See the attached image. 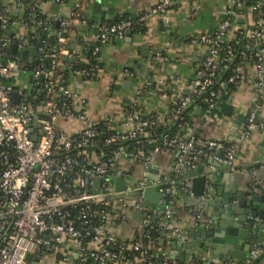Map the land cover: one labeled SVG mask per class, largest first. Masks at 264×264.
<instances>
[{"label": "built area", "instance_id": "1", "mask_svg": "<svg viewBox=\"0 0 264 264\" xmlns=\"http://www.w3.org/2000/svg\"><path fill=\"white\" fill-rule=\"evenodd\" d=\"M173 1L159 0L149 13L164 15ZM0 2L23 6L20 0ZM72 2L75 13L70 22L93 31L94 54L98 45L111 37L122 39L143 19L120 20L114 24L96 21L87 25L84 19L77 17L85 9L86 1ZM40 3L41 0H33L35 7ZM247 16L248 26L230 30L233 17L244 20ZM34 25L40 27L41 24ZM7 29L12 32L7 39L0 35V58L5 49L15 45L16 51L12 54H16L15 59L20 64L0 60V264H26L29 255L53 256L67 243L77 252V264H152V255L146 247L139 242L118 240L107 231L108 226L123 224L125 211L152 214L140 206L139 199L146 187L153 186L158 187L160 202L167 199L168 207L160 214L165 220L161 231L167 238H182L169 220L170 206L176 195L189 192L191 177L186 172L200 162L220 166L230 173L234 171L239 145L253 129L262 127L255 121L254 110L246 114L241 132L230 142L205 140L187 133L185 115L190 109H201L207 115L228 98L232 90L247 83L255 97L253 107H258L264 88V0H227L223 18L214 31L191 39L192 44L205 47V54L185 92L171 104L165 117L160 120L142 117L138 112L139 97L134 96L127 104L118 131L109 130V120L86 121L82 113L69 106V102L77 99V91L63 84L56 73L73 56V51L65 48L70 39L63 36V30L55 32V47L47 49L48 44L42 38L36 48L25 36V24L12 20L6 6L0 12V33ZM42 30L45 32L46 28ZM30 47L35 49V58L23 60L19 52ZM164 61L159 53L149 59L153 67ZM34 62L36 65L30 69L29 77L36 85L35 93L43 99L33 107L28 99V88L17 92L14 103L15 91L9 76L22 70V66L31 68ZM92 75L75 71L70 78H91ZM128 76L133 77L131 73ZM148 85L144 80L143 87ZM60 120L76 121L84 126L77 134L66 135L57 127ZM174 124L175 133L169 135L164 131ZM155 127L163 128L156 137ZM99 145L107 150L101 151L97 148ZM166 152L174 157L170 179L149 180L146 175L149 162ZM120 161L141 166V175L130 180L131 174L119 166ZM73 169L76 174L71 177ZM115 179L124 181L121 190L114 189ZM206 198L204 193L201 199ZM67 209H77L76 219H71ZM125 242L126 249L139 252L138 258L128 259L113 252L121 251ZM262 250L259 246L252 247L242 264H250ZM160 254L161 264H178L165 253Z\"/></svg>", "mask_w": 264, "mask_h": 264}, {"label": "crops", "instance_id": "2", "mask_svg": "<svg viewBox=\"0 0 264 264\" xmlns=\"http://www.w3.org/2000/svg\"><path fill=\"white\" fill-rule=\"evenodd\" d=\"M95 1L86 0L85 9L80 13L81 19L86 22L106 23L141 17L143 19L122 39L111 37L97 46L95 55L99 67L91 79L77 80V77H74L68 81L67 87L77 91V99L69 102V106L72 110L82 113L86 121L101 123L109 120V130L118 131L121 129L127 104L132 97L138 96V112L142 117L163 119L171 104L185 92L194 70L204 57L205 47L192 44L191 39L214 31L223 18L227 0H174L164 15L149 13L159 0H97L99 3L96 8ZM14 6L11 7L10 16L21 22L19 19L22 6L18 5L19 8ZM37 9L46 22L52 24L51 28L45 31L46 36L41 35L45 41L51 40L55 35L54 29L63 23L74 29L68 33L69 46H73L70 61L82 67L87 61L86 47L89 45L94 47L96 42L89 27L70 22L73 14L72 0H45ZM245 18L241 20L239 17H233L230 21V30L248 26L249 16ZM155 53L161 54L165 61L153 67L150 66L149 59ZM28 59L31 61L33 59L29 53ZM128 73L133 77L130 78ZM29 79V72L26 70H18L9 76L15 93L27 90ZM144 80L149 82L146 88L143 87ZM126 82H129L128 86H124ZM254 101L251 86L247 83L234 89L228 98L223 99L217 108L207 115L201 109H190L185 115L188 120L185 131L205 140L222 142L234 140L243 128L246 114L252 110L255 112V121L262 127L253 129L239 145L232 173L220 166H208L202 162L186 172L191 179L202 175L207 178L201 194L202 196L206 193L207 198L204 200L195 197L189 189L188 193L179 192L174 204L170 206L169 223L178 230L182 238L171 237L165 241L161 239L163 244L158 246L164 249L162 253L177 263L176 257L183 251V244H190L193 247L198 243V238L192 240L195 230L210 227L216 222L220 212L215 213L213 209L221 202L222 194L232 193V200L235 202V195L243 192L245 195L242 196V200H248L253 196L264 203V88L261 90L256 109L253 107ZM83 126V123L76 121L57 122V127L66 135L77 134ZM173 159V154L169 152L154 156L149 162L146 174L149 180L155 181L159 178L169 180ZM119 166L131 174L130 180L137 179L142 173V167L136 164L129 165L120 161ZM152 169L156 172L153 173ZM201 200L207 203L201 206ZM141 201L140 197V206ZM208 201H212L213 204H208ZM164 206L168 207L161 201L159 204L144 202L141 207L149 209V213L160 215ZM135 212L138 211H125V222L120 225L110 224L107 231L118 240H132L148 216L144 211H140L141 217L138 218ZM258 224V219L256 221L253 218V225ZM259 228L264 232V224H260ZM261 238H258L257 244L253 246L263 249L260 254L264 252ZM77 260L75 248L68 243L59 248L53 256L29 255L25 259L26 264H77ZM263 262L264 259L259 264ZM214 263L217 264L216 261Z\"/></svg>", "mask_w": 264, "mask_h": 264}, {"label": "water", "instance_id": "3", "mask_svg": "<svg viewBox=\"0 0 264 264\" xmlns=\"http://www.w3.org/2000/svg\"><path fill=\"white\" fill-rule=\"evenodd\" d=\"M94 3L95 8L98 7L99 1L96 0ZM55 26L57 27L56 23ZM11 32V29L3 31L1 38H9ZM45 36L46 32L42 33V37ZM46 42L50 43L51 40L47 39ZM70 49L72 50L73 46ZM15 51V45H10V52L15 53ZM27 51L31 58L35 56V49L33 47L28 48ZM77 80H80V77H77ZM38 81H41V77L38 78ZM128 85L129 82L124 84V86ZM17 96V93L13 94L14 103L17 102ZM152 172L154 173L156 170L152 169ZM206 181L207 178L203 175L192 178L190 181L191 194L195 197H201ZM123 184V180L115 179L114 189L121 190ZM95 185H98L97 180H95ZM244 195L243 192L236 194V201L233 202L232 193L222 194L221 202L216 204V207L213 209L215 213L220 212L216 222L210 227L195 230V235L192 237V240L198 238V243L193 245V247L186 243L182 245L183 251L176 257L179 264H216L214 263L215 261L217 264H242L245 256L257 244L258 238L262 237L260 241L264 245V232L259 228L260 224H264V203L259 198L253 196L249 197L248 200H242V196ZM140 197L142 200L141 206L144 202H151L153 204L160 203L158 187H146ZM166 200L164 198L163 202L165 204ZM205 203L207 201H200L201 206ZM208 204L213 203L212 201H208ZM164 209L165 206L162 208V211ZM135 215L138 218L141 217L140 212H135ZM253 218L258 219V225H253ZM158 244L161 246L163 241L159 240ZM263 259L264 252L254 258L250 264H259ZM261 264H264V262Z\"/></svg>", "mask_w": 264, "mask_h": 264}, {"label": "trees", "instance_id": "4", "mask_svg": "<svg viewBox=\"0 0 264 264\" xmlns=\"http://www.w3.org/2000/svg\"><path fill=\"white\" fill-rule=\"evenodd\" d=\"M45 0H41V2H43ZM47 1V0H46ZM49 1H54V0H49ZM86 1V0H85ZM22 9H21V13H20V19L21 22L23 24H25V26L27 27V31H26V38L29 39V43L30 45L34 46V47H38L39 43L41 40H43L41 38V35L43 33L42 27L49 29L51 28V23L50 22H46V19L40 14V12L38 11L37 7L33 6V0H25L22 1ZM15 5V6H14ZM8 6V8L11 10V7H18L17 4H13L10 3L9 5H4L0 2V12L6 7ZM73 13H75V11H73ZM77 17L79 19L82 18V15L79 13L77 15ZM12 18V17H11ZM12 20L16 21V18H12ZM120 20H113L111 22H106L107 24H114L116 22H118ZM40 22V27H36L34 24ZM93 22L88 21L87 25H90ZM11 25V24H10ZM55 32L63 30V36L66 38H69V30H74L72 28H70L67 25L63 24V27H57L54 29ZM91 31V30H90ZM93 32V31H92ZM70 42L66 43L65 48H67V50L70 51ZM96 45V44H95ZM56 46V39L55 37H52L50 44L46 45L47 49L49 48H53ZM67 46V47H66ZM93 50V45H89V47H86L85 49V58H86V63H83L82 67L78 66L75 63H70L69 60L66 61L65 65L63 68H61L60 70H56V73L61 77V80L63 82V84H68V81L71 79V75L73 72L75 71H85L87 74L89 73H94L95 70L99 67V63L97 61V57L94 53H92ZM3 56L0 58L2 63H5L6 61L9 60H13L15 61L17 64H20V62H18V59L16 58V54H12L10 52V49H5L3 51ZM19 53L22 54V59L25 60L28 57V51L27 48L24 50H21ZM19 55V54H17ZM36 65V63H33V66L31 68H27L25 69L23 66L21 67L22 70H26V71H30V69H32L34 66ZM49 68L48 64H46V68ZM82 79H86L89 80L91 79L89 76L83 77ZM29 83V90H28V99L30 100V104L35 107L36 104H38L39 101H41L43 98L42 97H38L37 94L35 93V83L34 81H32L31 79H29L28 81ZM233 91V90H232ZM175 123H178V121H175ZM163 128H153L154 131V136L156 137L160 132H162ZM164 131L168 132L169 135L173 134L176 132V127L175 124L171 125L167 128V130L165 129ZM129 144V143H128ZM145 149L149 150L148 147L144 146ZM97 148H99L101 151H106L107 149L105 147H102L101 145H99ZM98 149V150H99ZM76 174V169H73L71 172V177H74ZM175 200V199H174ZM174 204V202H173ZM68 211L71 212V219H76L77 217V209L75 210H69ZM165 224V220L164 218L157 214H150L147 216V219L145 220V223L143 224L141 230L139 232H135L134 237L131 240V243L133 242H139V244L142 247H146L148 249V252L152 255V264H161L162 263V258H161V254L164 249L160 248L158 246V241L159 240H167V237L163 234V232L161 231L163 225ZM124 246L122 247V250H116L113 251L117 254L123 255L128 259H133V258H138L139 257V252H131L128 249H126V245L127 242H125L123 244Z\"/></svg>", "mask_w": 264, "mask_h": 264}]
</instances>
